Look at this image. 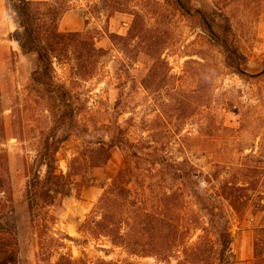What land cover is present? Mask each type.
Wrapping results in <instances>:
<instances>
[{"label": "rangeland", "instance_id": "obj_1", "mask_svg": "<svg viewBox=\"0 0 264 264\" xmlns=\"http://www.w3.org/2000/svg\"><path fill=\"white\" fill-rule=\"evenodd\" d=\"M32 2L61 13L60 33L82 37L57 45L52 60L49 78L68 92L67 107L33 82L37 57L10 38L17 20L0 0V154H6L11 186L0 232L13 231L17 264H55L57 253L90 264H156L79 231L119 171L132 197L147 201L149 210L173 207L170 217L183 207L205 225L225 226L229 264H264V0ZM218 42L243 56L246 75L223 65ZM110 128L120 146L105 166L91 169L86 155L107 145ZM45 139L56 148L59 172L71 168L80 183L44 210L47 223L40 229L29 221L25 187L31 173L44 174L39 154ZM187 173L199 183L184 181ZM164 194L171 198L162 201ZM64 236L74 241L62 239L58 251L39 255L40 244Z\"/></svg>", "mask_w": 264, "mask_h": 264}, {"label": "trees", "instance_id": "obj_2", "mask_svg": "<svg viewBox=\"0 0 264 264\" xmlns=\"http://www.w3.org/2000/svg\"><path fill=\"white\" fill-rule=\"evenodd\" d=\"M6 1L10 10L15 14L18 26L10 38L18 43L23 53H32L37 57L38 64L33 82L47 90V93L51 95V100L60 101L66 103L67 107H72V102L67 98L68 92L63 86L52 84L49 76L52 71V60L56 59L58 54L55 47L66 42L70 36H82L60 33L56 24L61 13L50 8L47 3L29 0ZM43 6L48 9L41 11ZM208 33L217 39L210 28ZM218 43L226 54L223 65L238 75H246L243 56L229 42ZM46 77L47 81L44 80ZM53 89L60 94V96L58 94V99L54 98ZM4 136L3 122L0 119V141ZM107 137V145L101 143L98 148L86 155L84 162L89 168L96 169L105 166L119 148L120 140L114 128L107 131ZM56 152L54 144L45 139L39 154L41 165L45 168L44 174L41 176L38 171L31 173L25 187L29 221L40 229L44 228L47 223L44 210L53 207L59 197L68 196L73 185L80 183L73 179L71 168H68V173L65 175L59 172L56 165ZM198 177L196 174L187 173L183 179L192 185L190 179L199 183ZM127 183L122 172L119 171L109 184L103 186V192L96 205L79 228L81 233L92 239H104L112 248L121 249L130 258H153L156 264H171V262L175 264H229L231 240L225 226L216 228L212 226L211 220H208V224L205 225L200 217L190 211L184 212L183 207L180 208L179 213L170 217L168 212H175L173 207L160 205L156 211L149 210L147 201L137 202L132 197L131 190L126 186ZM221 189L223 199L229 201V197L225 194V190H228L227 186ZM189 191L193 197L199 199L200 195L197 191L191 188ZM160 197L163 201L170 199L171 195L164 194ZM7 203H11V186L7 157L4 152H1L0 214ZM207 213L210 217L213 216L212 211L208 210ZM197 232L201 235L195 236ZM194 236L196 240L193 241ZM62 239L74 241L68 236L51 238L50 246L40 244L39 255L46 256L50 251H58L62 246L60 242ZM16 245L13 231L0 232V264H17ZM57 255L55 264H90L83 258L73 259L69 255L60 253ZM92 264L138 263L130 260L118 262L99 259Z\"/></svg>", "mask_w": 264, "mask_h": 264}, {"label": "crops", "instance_id": "obj_3", "mask_svg": "<svg viewBox=\"0 0 264 264\" xmlns=\"http://www.w3.org/2000/svg\"><path fill=\"white\" fill-rule=\"evenodd\" d=\"M29 1H34V0H29ZM38 1H40V0H38Z\"/></svg>", "mask_w": 264, "mask_h": 264}]
</instances>
